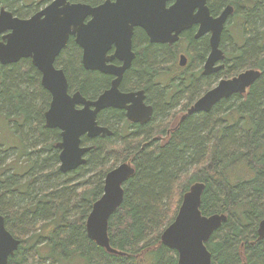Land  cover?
Returning <instances> with one entry per match:
<instances>
[{
	"label": "trees",
	"instance_id": "1",
	"mask_svg": "<svg viewBox=\"0 0 264 264\" xmlns=\"http://www.w3.org/2000/svg\"><path fill=\"white\" fill-rule=\"evenodd\" d=\"M232 2L245 41L234 46L226 59L227 69L250 63L260 69L247 92L221 98L208 112L189 115L165 140L153 139L148 129L151 120L130 123L122 135L124 111L105 108L97 119L112 130V137L94 138L86 162L65 175L52 166L58 160L54 143L59 132L44 124L50 94L39 83V71L29 58L0 64V114L11 122L25 152L20 156L24 162L18 160V166L0 178V213L30 240L27 246L21 240L8 264H66L71 258H83L87 264H176V251L161 243L160 233L173 220L182 194L196 181L204 183L201 213L227 215L205 241L211 264H264V237L257 239L256 230L264 216V0L243 4L209 0L208 5L215 13ZM188 30L184 37L195 61L203 56L206 39H194ZM134 44L136 50L139 45L143 50L140 55L137 51L124 71L120 86L126 79L130 85L143 86L155 103L153 119L167 106L164 92L153 89L151 78L175 47L148 42L140 28L134 30ZM55 59L69 87L84 96H94L110 82L108 75L79 64L78 50L70 41ZM186 82V96L202 86L199 80ZM110 138H119L122 149L109 148ZM10 149L0 142V166ZM126 155L131 156L134 173L124 182L123 200L108 219L110 245L125 253L121 255L107 252L90 239L85 220L102 193L105 173ZM67 176L76 183L67 182ZM46 220L53 225L42 232L37 222ZM40 244H46V253L38 250Z\"/></svg>",
	"mask_w": 264,
	"mask_h": 264
},
{
	"label": "water",
	"instance_id": "2",
	"mask_svg": "<svg viewBox=\"0 0 264 264\" xmlns=\"http://www.w3.org/2000/svg\"><path fill=\"white\" fill-rule=\"evenodd\" d=\"M63 0H61L62 2ZM54 2L28 19H20L4 7L0 8V64H9L21 58H30L40 73V84L50 94L45 110L44 124L60 129L56 144L62 171L72 170L86 162V152L91 145H82L81 136L111 135L106 126L99 125V111L115 107L125 110L131 122L145 123L151 119L152 106L144 103L143 90L121 91L119 86L124 71L130 66L134 53L131 51V36L134 26L142 27L150 41L174 43L183 30L198 24L195 36L210 33V51L204 62V73L220 70L224 53L219 48L221 33L232 7L226 6L217 16H212L206 0H175L165 5V0H116L91 8L87 4L61 5ZM87 15L92 19L83 20ZM69 35H75L83 47L82 60L85 69L99 70L114 75L110 86L92 99L81 92L69 93L67 77L54 61ZM113 55H106L110 45ZM112 57L123 64L116 67L107 64ZM186 57L180 55L183 65ZM260 75L257 68H248L239 73L220 78L204 92L186 111L208 112L221 98L243 94ZM79 105V107H78ZM185 116V115H184ZM134 173L130 162H122L105 174L102 194L93 201L85 220L87 236L107 252L125 255L110 245L108 219L121 204L123 184ZM204 183L193 182L182 194L173 220L162 230L160 241L173 248L176 264H211L212 256L205 241L227 218L225 213L203 215L200 211ZM257 239L264 237V217L257 224ZM20 240L5 228L4 216L0 213V264H8V258L17 250Z\"/></svg>",
	"mask_w": 264,
	"mask_h": 264
},
{
	"label": "flooded vegetation",
	"instance_id": "3",
	"mask_svg": "<svg viewBox=\"0 0 264 264\" xmlns=\"http://www.w3.org/2000/svg\"><path fill=\"white\" fill-rule=\"evenodd\" d=\"M21 1V7L25 10V13L24 14H20V13H18L17 11L15 12L14 10H13V8H12V6H13V4L16 2V0H0V8H2V7H4L6 10H8V11H10L11 13H12V15L13 16H16V17H18V18H20V19H28V18H30V17H32L33 15H35L36 13H38L39 11H41V10H43L44 8H46V7H48L49 5H51V4H53L54 2H60L61 4L59 5V6H61V5H72V4H75V3H83V4H87V5H89L91 8H98V7H100V6H103V5H105V4H114V3H116V0H63L62 2H61V0H20ZM138 1V0H137ZM208 1L209 0H206V4L208 5ZM236 1H238V0H236ZM175 2V0H165V5L166 6H170V5H172L173 3ZM228 5H230L231 7H232V11H231V13L227 16V18H226V21H225V24H224V29H226V25H227V23L233 18V16H234V14H235V12H236V6L234 5V3L232 2V3H224L220 8H219V10H217L215 13H212L211 11H210V9H209V11H210V14L212 15V16H217V15H219L221 12H222V10L226 7V6H228ZM28 7H30V9H31V12L29 13V14H27L28 13ZM208 7H209V5H208ZM92 19V16L91 15H87L85 18H84V20H83V22L84 23H87L89 20H91ZM136 28H140V29H142L143 30V32L145 33V35H146V38H147V40H148V42H151V43H158V42H152V41H150V38L148 37V35H147V33H146V31L142 28V27H140V26H134L133 27V30H132V36H131V51L134 53V57H136V54H137V51H136V49H135V47H136V45L134 44V30L136 29ZM197 28H198V24H193L190 28H189V30H190V35H191V37L192 38H194V39H196V38H203V37H205V39H206V42H208L209 43V35H210V33H207V34H204V35H201V36H198V37H196L195 36V33H196V31H197ZM186 30H188V29H186ZM188 30V31H189ZM185 32L186 31H182L181 33H180V35H179V39H178V41H180L181 39H183V38H185L186 40H187V37H184V34H185ZM68 41H70V42H72L75 46H76V48H77V50H78V59H79V64H81V66H83L84 67V62H83V60H82V55H83V47L78 43V41L76 40V36L75 35H69L68 36V38H67V41H66V43L68 42ZM178 41H176V42H174V43H159V44H165V46H167V47H169V46H174V47H176V43L178 42ZM188 41V40H187ZM189 42V41H188ZM221 42H222V39L220 38V42H219V48L223 51V53H224V59L223 60H221V61H219V62H216L215 63V65H217V64H220V63H223L224 64V67H222L220 70H218V71H214V72H210V73H204V62H205V60H206V57H207V55H208V53H209V51H210V48L208 47L207 48V50H205L206 51V54L205 55H203L200 59H196L195 61H192V60H190V58H189V56L186 54V53H181V54H183L185 57H186V60H185V63L183 64V65H180V63H179V58H177V60H176V69H175V72H172V70H170V72H169V70L168 69H164V68H162V69H160L157 73H155L154 75H153V77L151 78V83H152V85L153 86H161L162 87V90H163V92H164V94H163V98H165V97H172V96H174L180 89H184V88H187L186 87V85H187V82L186 81H194V80H199V81H204L203 83H202V86L201 87H203L204 89H203V92H202V94L206 91V90H208L209 88H210V85H213L215 82H213L212 83V81H210V80H212V79H214L215 77H217L219 74H220V72L223 70V69H225V63H226V51H225V49H223L222 48V46H221ZM66 45V44H65ZM64 45V46H65ZM61 51V50H60ZM114 51H115V47H114V45L112 44V45H110V47L107 49V51H106V55H113V53H114ZM181 54H179V56L181 55ZM21 59H28V58H21ZM134 59V58H133ZM132 59V60H133ZM29 60H30V58H29ZM56 60V59H55ZM31 61V60H30ZM132 62V61H131ZM54 63H55V61H54ZM107 64H112V65H115L116 67H119V66H121L122 64H123V62L119 59V58H117V57H112L111 58V60L110 61H107L106 62ZM131 64V63H130ZM85 68V67H84ZM88 70H91V69H88ZM96 71H98V72H100V73H103V72H101V71H99V70H96ZM104 74H106V75H108L109 76V83L107 84V86L104 88V90L108 87V86H110V84H111V81H112V79L114 78V75H112V74H109V73H104ZM219 78H221V77H219ZM218 78V79H219ZM217 79V80H218ZM122 81V80H121ZM180 81V82H179ZM212 87V86H211ZM119 88H120V90L121 91H125V90H122L121 89V86H119ZM202 88H200L199 87V89H198V91L199 90H201ZM135 90H143V93H144V103L145 104H147V105H151L152 106V109H153V111H154V106L152 105V104H149V99L147 98V94H146V90H145V88H143V87H138V88H132V89H129V90H126V91H135ZM69 93L70 94H72L73 92H75V90H73V89H70L69 88ZM76 91H79V90H76ZM103 91V90H102ZM198 91L196 92V93H198ZM80 92V91H79ZM195 93V94H196ZM99 94V93H98ZM194 94V95H195ZM83 95V94H82ZM84 96V95H83ZM192 96H193V94H192ZM87 99H92V98H94L95 96H85ZM181 99H183V98H181ZM198 99V98H197ZM196 99V100H197ZM196 100H193V101H191V103L188 105V106H186L185 108V111L184 112H182V114L180 115V117L177 119V122L175 123V124H173V125H171V126H168L167 128H166V130L165 131H163V135H158V136H154L153 137V139H159V140H165V139H167L168 137H169V135H170V133L171 132H173L175 129H177V127L180 125V123L183 121V120H185L189 115L191 116L192 114H198V113H201V112H193V113H188V112H186L192 105H193V103L196 101ZM181 100H178L177 102H180ZM49 104V103H48ZM166 106H170V104H166ZM78 107H79V105H78ZM48 108V107H47ZM108 108H114V109H120V108H115V107H108ZM120 110H123L124 111V120H125V124H126V126H127V128L128 129H130L129 127V124L130 123H135V122H130L129 120V122H127V118H126V116H125V110L124 109H120ZM102 111V110H101ZM101 111H99L98 112V114H97V117H98V115H99V113L101 112ZM153 111H152V115H153ZM45 112V111H44ZM44 114V113H43ZM185 115V116H184ZM152 117V116H151ZM151 120V119H150ZM150 120H148L147 122H149ZM97 122H98V124L99 125H103L102 123H100L99 121H98V119H97ZM147 122H145V123H147ZM136 123H138V122H136ZM139 124H141V123H139ZM144 124V123H143ZM103 126H106L108 129H110L107 125H103ZM55 129H58V128H55ZM111 130V129H110ZM58 132H59V138L57 139V138H55V139H57L56 141H55V143H54V148L56 149V151H57V156H58V154H59V152H60V150H59V148L56 146V144L58 143V141L60 140V129H58ZM112 135V134H111ZM111 135H107V134H105V135H97V136H95V137H87L86 135H82L80 138L82 139V141H83V139L84 138H86L87 140L86 141H84V142H82L81 144L83 145V144H86V145H91V147H92V144H90V142L94 139V138H97V137H111ZM17 137V136H16ZM18 139V138H17ZM18 144H19V142H18ZM16 148V150L18 149L17 147H15ZM59 161V158H58V160H57V162ZM122 163V162H121ZM131 163V162H130ZM118 164H120V162L118 163ZM131 165H132V163H131ZM58 169H59V172L61 173V175H65V174H67L68 172H71L72 170H74V169H72V170H67V171H62L61 169H60V161H59V164H58ZM76 169V168H75ZM109 171V170H108ZM107 171V172H108ZM106 172V173H107ZM105 173V174H106ZM1 175V174H0ZM63 177V176H62ZM104 178H105V176H104ZM103 184H104V182H103ZM102 190H103V187H102ZM161 234V233H160Z\"/></svg>",
	"mask_w": 264,
	"mask_h": 264
},
{
	"label": "rangeland",
	"instance_id": "4",
	"mask_svg": "<svg viewBox=\"0 0 264 264\" xmlns=\"http://www.w3.org/2000/svg\"><path fill=\"white\" fill-rule=\"evenodd\" d=\"M247 1H249V0H242V1L238 0L237 2H238V4H243V2H247ZM20 5H21V1L16 0V2L13 4L12 8H13V10L17 11L18 13L24 14L25 10ZM30 12H31V9H30V7H28V13L27 14H29ZM236 22H237V24L235 25ZM240 23H241V19H240L239 14L236 11L233 18L227 23L226 29H223V31L221 33V39H222L221 46L226 51V59L231 55L233 50H235V48H234L235 45L239 46V45L243 44L245 41L244 36H243V31L240 29L241 27L239 26ZM188 43L189 42L185 38L178 41L176 43V47L172 50V56L168 60H164V62L161 63L162 65H159L160 66L159 70L164 68V69H168L169 72H170V70H172V72H175L176 60H177V58H179V54H181V53H186L189 56L190 60H192V52L190 51V49L188 47ZM206 45H207L206 46V50H207V48L208 47L210 48V46H209L208 42H206ZM137 49H138V50H136V51H138L137 55H140L142 53L143 49H141L140 45L137 47ZM205 54H206V51L204 52L203 55H205ZM227 68H228V64L225 63V69H223L217 77H215L214 79H212L210 81H212V83H213V82L217 81V79L219 77H221V78L230 77V76L235 75V74H237L240 71H243L245 69L256 68V67L251 65V63H250V65H247L246 67H243L241 69L240 68L227 69ZM228 72H229V74H228ZM123 81H126V82L125 83L122 82L121 88H122V90H125V91L132 89V88L143 87L141 85H134V86L130 85L131 80H129V79H126ZM203 82L204 81H202V83ZM39 83H40V81H39ZM106 86L107 85L100 87V89L95 93L94 96H96L98 93H100L102 90H104V88ZM211 86L212 85H210V88H211ZM198 87H200L202 89L199 90L198 93H196L193 96H192L193 93H191L190 96H186L184 94V89H180L172 97H165V98L162 97L163 105L165 106L166 104H170V106H167L166 108L164 107L163 111L161 113H158L149 122L151 125L148 129L152 130V133H150L151 136L163 135L162 134L163 131H165L168 126H171L177 122V119L180 117L182 112H184L185 109L187 108L186 106H188L191 103V101L196 100L197 98H199L202 95L204 88L201 86H198ZM153 89L155 91H157L158 93L163 91L161 86H156V87L154 86ZM181 98H183V99H181ZM178 100H181V101L177 102ZM148 102H149V104H152L153 106H155V103L153 100L150 99ZM47 106H48V104H47ZM43 120H44V116H43ZM127 122H128V120H127ZM11 125H12L11 122L9 123L8 119H6V117H4V115L0 114V142L5 147H11L10 151H6L5 156L3 157L2 161H1V163H3L4 165L0 166V173H1L0 178L9 175L12 172V168L18 166V165H15V163L18 160H20L21 163L24 162V160L20 158L21 155H25L23 145L22 144L18 145V139H17L16 135L14 134V132L12 131ZM120 128H121V132L123 135V130H124V128H127V127H126V124H124L122 119L120 121ZM117 132L119 134V131H117ZM111 137H112V135H111ZM119 138H121V137L119 136ZM119 138H113L114 140L113 139L111 140V138L108 139L109 143L107 144V146L108 147L110 146L109 148L114 149L113 151H115V152L122 149L121 147H118L122 144V142H120ZM113 144H115L117 146H115ZM17 145H18L17 150L12 149V148H15ZM27 158L28 157L26 155V159H25L26 162H27ZM122 159H124L122 162H131L132 163L130 155H126L125 157H122ZM58 164H59V161L57 163L52 164V166L55 167V166H58ZM26 165H29V163H27ZM63 179H65V178H63ZM67 182L76 183L75 178L70 179L69 176H67ZM2 215L5 217L4 214H2ZM5 218H4L5 228L11 233V235L13 237L19 239L20 242H21V240L24 241L23 245H26V246L29 245L30 240L26 239L24 234H22V235L18 234L17 229L15 227H12L10 224L7 223V221L5 222ZM38 223H40L42 232L46 228L51 227L53 225V223L50 221L48 222V220L42 221V223H41V221L37 222V224ZM38 229H39V227L36 228V232H38ZM33 239L35 240L36 236H33ZM40 241H43V240H40ZM19 245H20V243H19ZM19 245H18V247H19ZM47 249H48V247L46 246V244H43V245L40 244L38 246V250L41 253H46ZM28 250H31V249H28ZM66 264H87V263L85 262V260L83 258L82 259L71 258L68 262H66Z\"/></svg>",
	"mask_w": 264,
	"mask_h": 264
},
{
	"label": "bare ground",
	"instance_id": "5",
	"mask_svg": "<svg viewBox=\"0 0 264 264\" xmlns=\"http://www.w3.org/2000/svg\"><path fill=\"white\" fill-rule=\"evenodd\" d=\"M61 49H62V48H61ZM254 81H255V80H254ZM254 81H253V82H254Z\"/></svg>",
	"mask_w": 264,
	"mask_h": 264
}]
</instances>
